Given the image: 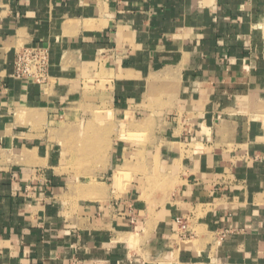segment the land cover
I'll return each mask as SVG.
<instances>
[{
  "label": "crops",
  "instance_id": "1",
  "mask_svg": "<svg viewBox=\"0 0 264 264\" xmlns=\"http://www.w3.org/2000/svg\"><path fill=\"white\" fill-rule=\"evenodd\" d=\"M0 264H264V0H0Z\"/></svg>",
  "mask_w": 264,
  "mask_h": 264
},
{
  "label": "built area",
  "instance_id": "2",
  "mask_svg": "<svg viewBox=\"0 0 264 264\" xmlns=\"http://www.w3.org/2000/svg\"><path fill=\"white\" fill-rule=\"evenodd\" d=\"M48 54L39 47H26L19 50L14 59V76L38 84L48 79ZM184 229V225H181Z\"/></svg>",
  "mask_w": 264,
  "mask_h": 264
},
{
  "label": "rangeland",
  "instance_id": "3",
  "mask_svg": "<svg viewBox=\"0 0 264 264\" xmlns=\"http://www.w3.org/2000/svg\"><path fill=\"white\" fill-rule=\"evenodd\" d=\"M72 162H73L72 165L75 166V160H72ZM148 178H149V182H150L149 185H155V184H153V182H151V180H154V179H153L154 176H153V175H149ZM160 182H161V180H160ZM152 192H155V190H148V191H147V193H152Z\"/></svg>",
  "mask_w": 264,
  "mask_h": 264
}]
</instances>
